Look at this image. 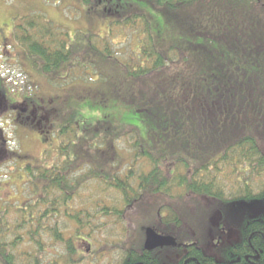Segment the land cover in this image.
<instances>
[{
  "label": "trees",
  "instance_id": "16d2710c",
  "mask_svg": "<svg viewBox=\"0 0 264 264\" xmlns=\"http://www.w3.org/2000/svg\"><path fill=\"white\" fill-rule=\"evenodd\" d=\"M85 1L93 5L90 11L99 10L91 11L96 16L101 12L109 20L121 6L140 10L112 20L106 36L81 32L72 40L38 15L20 16L23 28L17 30L24 29V38L19 32L16 38L29 64L53 85L69 88L53 89L57 96L49 109L59 160L44 163L46 150L42 165L26 164L24 200L9 201L11 208L0 211V264H16L22 257L40 264L39 250L49 241L64 248L59 253L63 261L56 264L75 263L72 241L57 227L50 226L46 233L45 223L58 217L61 207H70L86 179L101 182L122 203L118 209L104 203L95 207V215L123 225L125 237L116 247L124 253L121 264H184L179 263L183 255L197 260L189 264L208 263L204 247L194 240L188 251L154 252L133 240L152 227L175 235L180 243L182 219L176 210L165 219V205L160 204L149 218H135L151 199L264 200V186L257 195L251 186L252 178L264 173V0H154V16L126 0ZM104 2L113 4L100 8ZM116 35H125V41L116 43ZM72 69L85 70L86 79ZM129 137L119 147V141ZM120 150L129 153L121 169ZM80 173L82 178L75 180ZM233 176L244 183V192L231 190V198H226L222 182ZM83 213L71 216L77 234L86 226L89 233L94 231L93 216L84 223ZM15 214L16 226L36 235L31 242L38 250L33 254L18 250L21 233L9 237ZM221 264H264L263 216L244 222L240 239Z\"/></svg>",
  "mask_w": 264,
  "mask_h": 264
},
{
  "label": "rangeland",
  "instance_id": "374dc122",
  "mask_svg": "<svg viewBox=\"0 0 264 264\" xmlns=\"http://www.w3.org/2000/svg\"><path fill=\"white\" fill-rule=\"evenodd\" d=\"M126 1L130 4H137V6L143 9L142 11L148 12V14L154 16V9L153 6H151L154 0H140V2L135 0ZM5 3L8 4V13L0 19V23L3 21L8 22L10 18H13L14 24H16L20 16L38 15L41 19L54 24L55 27L62 30V32L69 33L71 40L74 39L75 33H78L79 36L81 32H90L100 36H106L105 34L108 32L109 23L112 22V20L118 17L131 15L140 10H134L132 6H121L119 12H117L118 15L109 20L105 18L106 16L101 12H98L96 16L94 14V12L98 10L96 7L94 10H91L94 12H91L90 9L93 8V5L90 3L87 4L85 0H5ZM112 4L111 2H104V5L100 8L105 9L106 7H111ZM83 5H85V8ZM114 40L116 43H122L125 41V35H116ZM10 45H12V49H10L11 57L9 63L15 65V67L9 66L5 77L11 95L30 94L31 96L29 98L31 100L33 99L34 103L38 102V104L42 106H46L49 109L52 108L53 98L57 96V92L54 90L63 86H60L61 84L53 85V82H49L40 71L34 69L27 61L28 58L26 53L23 60L22 53L20 52L19 54L18 50H15L13 47L15 46L17 48V41L14 40ZM19 55L21 56V67L19 66ZM87 70L92 74L91 69ZM72 72H77L76 75L78 78L86 79L85 70L72 69L71 73ZM67 87V85H64L63 88ZM74 90H79V87L75 86ZM64 93L65 92H61L62 95H64ZM20 95L17 97L20 99L18 102L22 105L21 108L23 109L26 104L29 110H32L33 106L30 105V101H22ZM70 106L73 107L74 102H71ZM39 112L42 113V109L39 108ZM9 113H11V111H9ZM10 115L12 117L8 122L9 126L6 124L7 126L5 128L7 129L0 136V151H2V153H0V211L3 208H11V203L14 201L22 202L24 200L22 191L24 188H27L25 183L28 180V177L25 175L26 172H24V166L26 164L40 166L43 162L53 163L59 160L57 156V148L59 145L57 135L54 137L53 134L45 136L41 134L43 130V128L40 129L41 126L37 125L36 127L30 122H27V125H24L20 131L17 132L16 129L12 127L14 125V123H12L14 114L11 113ZM43 115V118L40 117V115L38 116L39 120H42L41 125H43V127L47 126V128L53 132V110L52 114L45 115L43 113ZM86 115L90 116V112H86ZM17 125L19 126V124ZM142 135L146 137L143 130ZM129 139L130 137L119 141V147L123 148ZM49 149H51V151H49ZM46 150L48 151L46 156L48 160L42 162V158L45 157V153L43 152ZM127 150L130 153L129 149ZM120 151L119 153L122 160L119 169L128 163L125 158L127 154H129L126 150ZM83 174L84 173L78 174L75 180L82 178ZM222 184L225 186L226 198H231V190H234L236 195L244 192L242 189L245 185L244 183H239L236 180V176H233L232 180H223ZM251 186H253V193L257 195L259 191H261L262 186H264V173H258L256 177L252 178ZM102 203L109 209H118L122 206L116 193L107 191L104 184L95 179H86L79 185L69 203L70 207H61V212L58 217L53 218V220L49 219L45 223L47 226L46 233L50 232V226H53V228L57 227L63 232L66 240L72 241L73 246L77 249L75 263L73 264H121L124 260V253L116 248L117 244L122 242L125 237L123 225L116 224L114 221L115 218L95 215L96 205ZM160 204L165 205L162 211L165 219L170 220L171 210H176L181 216V233L178 235H180L183 240L180 241V243L193 244L191 241L194 240L196 243L203 246L205 251L216 261H223L226 259L229 247L237 243L240 239L241 227L245 221L254 217H264V200L260 198L243 197L234 201H223L202 196L193 197L190 200L170 198H163L160 201L157 199L148 200L144 206H141L143 209H141V207L139 208L137 212L138 217L135 219L142 221L149 218L151 213L153 215V212H156L154 208L159 207ZM66 209L72 214L67 213ZM79 212L81 214L84 212V215L80 216L84 223H87L89 215L93 216V218H91V227L94 231L89 233L90 229L86 226L84 231L79 234L75 233V221L72 217L76 216ZM151 219H153L152 216ZM16 220V214L11 216L10 224L12 228L9 231V237L13 238L15 236L14 234L21 233L19 235L24 237V240L23 243L18 246V250L23 254L35 253L38 248H36L31 240L35 239L36 235L30 233V228L28 230L26 227L22 228L16 226ZM132 221H134V218ZM17 229H20V231L18 232ZM145 230L144 236L136 233L133 238V240L136 239L138 241L139 239L142 241L143 246L145 242ZM133 232L137 231L135 230ZM183 234L190 235V239H186ZM170 236L177 239L175 235L170 234ZM217 237L219 238L217 239ZM83 238L86 239L85 243L82 242L84 240ZM45 240L49 241L48 237H45ZM63 252L64 248L62 245L50 241L44 242L43 248L40 249L38 253L39 256H43V260L40 264H49L51 260H53V264H56V260L57 262H62L63 258H59L62 254L59 253ZM63 257L66 256L63 255ZM16 264H30V262L25 257H22Z\"/></svg>",
  "mask_w": 264,
  "mask_h": 264
},
{
  "label": "flooded vegetation",
  "instance_id": "af4514ba",
  "mask_svg": "<svg viewBox=\"0 0 264 264\" xmlns=\"http://www.w3.org/2000/svg\"><path fill=\"white\" fill-rule=\"evenodd\" d=\"M7 7L8 4L5 3V0H0V19L3 18L8 12H7ZM9 15V14H8ZM12 19V20H11ZM10 21H3L2 23H0V136L4 133V131L7 129L5 128L8 125V122L10 120V118L12 117L10 114H14L13 119H12V123H14V125L12 127H14L16 129V131H20V129L24 126L27 125V122H30L32 125L36 126H41V128H43L41 134H44L45 136L53 134L52 130H49L46 127H43V125H41L42 120H39V115L40 117H44L43 113L45 115H50L52 114L49 112V108L46 106H42L40 104L34 103V100L30 99L29 97L31 96L30 94H12L10 93V90L8 89V85H7V79L5 77V75L8 72V67L12 66L15 67V65H11L9 63L10 60V54L11 51L10 49H12V45H10L11 42H13L14 40L17 41L16 39V33L19 32V34L21 35V38H24V29H22L23 31H19L17 30V27H22L23 28V23L24 21H21L20 17L18 19V23L14 24L13 23V18H11ZM15 50H18V53L20 54V52L22 53L23 56V60H24V55H25V50L23 48V46L20 43H17V48L15 46H13ZM29 62V60H27ZM19 66L21 67V56L19 55ZM18 95H20V98H22L21 100L24 102H29L31 106H33L32 110H29V108L27 107V105L25 104V107L22 109V105H20V103L18 102L19 97H17ZM39 108L42 109V113L39 112ZM9 111H11V113H9ZM7 124V125H6ZM19 124V126L17 125ZM49 125H50V121H49ZM9 126V125H8ZM45 129V130H44ZM47 129V130H46ZM0 153H2V151H0ZM1 160V158H0ZM1 177V174H0ZM219 237H217L218 239ZM191 244H182L179 243L178 247L176 248H181L184 249L186 251H188V249L191 247ZM206 252V251H205ZM205 256L207 258L210 259V262L208 263H203V264H221L223 263V261H216L209 253H205ZM168 258V257H167ZM256 260H258V257H255ZM193 261H197L193 258L190 259H186V255H183L182 258L179 260V263H184V264H189L190 262ZM200 264V263H198Z\"/></svg>",
  "mask_w": 264,
  "mask_h": 264
},
{
  "label": "water",
  "instance_id": "95a60500",
  "mask_svg": "<svg viewBox=\"0 0 264 264\" xmlns=\"http://www.w3.org/2000/svg\"><path fill=\"white\" fill-rule=\"evenodd\" d=\"M178 247L177 239L170 235H162L152 227L145 230V242L143 249L146 252H154L158 249Z\"/></svg>",
  "mask_w": 264,
  "mask_h": 264
}]
</instances>
